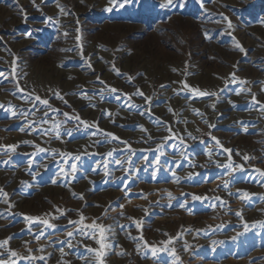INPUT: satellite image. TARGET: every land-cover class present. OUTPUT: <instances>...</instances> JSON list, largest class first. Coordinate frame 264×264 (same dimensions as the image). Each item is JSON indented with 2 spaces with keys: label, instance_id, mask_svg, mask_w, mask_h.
Masks as SVG:
<instances>
[{
  "label": "rangeland",
  "instance_id": "374dc122",
  "mask_svg": "<svg viewBox=\"0 0 264 264\" xmlns=\"http://www.w3.org/2000/svg\"><path fill=\"white\" fill-rule=\"evenodd\" d=\"M57 4L69 14H62ZM108 7L113 10L105 11ZM219 13L231 19L234 29L216 22L222 21ZM205 32L212 38L206 39ZM113 62L121 75L112 70ZM0 72L8 77H0V144L30 142L19 143L13 153L0 149V186L15 205L9 215V206L0 200V239L14 234L12 249L28 255L23 242L31 241L28 247L34 255H44L47 264H85L81 257L92 258L85 245H98L79 232L66 236L74 229L68 220L78 219L80 209L86 223L99 218L112 226L106 264H264V227L253 224L264 221V176L255 171L264 170V110L252 101L255 93L264 103V0H204L203 8L199 0H187L185 7L165 9L158 0H124L123 7L109 0H36V6L31 0H0ZM232 72L249 83L231 82ZM184 79L217 92L219 99L177 95L174 82ZM109 86L119 91L113 93ZM136 88L153 97L151 105L135 95ZM30 93L59 109L48 112L47 124L42 120L47 109L24 99ZM65 112L78 114L88 126ZM160 119L169 122L175 136ZM29 120L40 122L45 131L53 121L67 123L57 138L25 127ZM106 132L120 139L106 138ZM37 145L47 151L40 152ZM224 149L232 150L231 161ZM242 154L255 158L244 162ZM230 162L244 164L245 171L230 175L220 167ZM72 164L77 165L74 173ZM224 181H230L229 187ZM238 189L253 194L251 199H241ZM54 206L66 209L67 216L44 215ZM21 214L49 219L57 227L47 228L37 242L42 226L29 231ZM141 229L149 247L139 239ZM170 237L172 243L165 244ZM151 246L158 249L155 255ZM60 248L68 253L63 260Z\"/></svg>",
  "mask_w": 264,
  "mask_h": 264
},
{
  "label": "snow or ice",
  "instance_id": "6c2138e0",
  "mask_svg": "<svg viewBox=\"0 0 264 264\" xmlns=\"http://www.w3.org/2000/svg\"><path fill=\"white\" fill-rule=\"evenodd\" d=\"M31 2L33 3L34 6H36V0H31ZM81 2H83V0H81ZM186 2H187V0H183V2H181V0H158V6L161 9L173 8V7H185L186 6ZM109 3L111 5H114V6H116V5H118L119 7H123L124 6V0H109ZM199 3H200L201 8H203L204 0H199ZM57 8L64 15H68L69 14L68 12H66L64 10V7L62 5H60V4H57ZM112 10H113V7H108V8L105 9V11H112ZM204 11H208V9H204ZM219 15L222 17V21H216L217 23L226 22L227 29H234V25H233L231 19L227 15H225L224 13H219ZM48 19L51 20L52 18L49 17ZM78 23H79V21H77V24ZM76 31L79 33L80 29L77 28ZM25 35H26V37H30L31 33L29 32V33H26ZM65 35H67L66 32H65ZM205 38L206 39H211L212 37L208 34V32H205ZM75 39L77 41H79L81 39L80 35H77L75 37ZM236 47L242 53L246 52V50L243 48V46L241 44H239L238 42L236 44ZM18 59L19 58L16 57L13 60V62H12L13 65H15V62ZM185 63L187 64V62H185ZM89 67H91L90 63H89ZM112 70L117 75H121L122 74L120 69L115 67L114 62L112 64ZM172 71L175 72V71H177V69L173 68ZM15 73H16V68L13 67L12 70H11V75L13 77H15ZM182 74L185 77L187 75H189V73L187 72L186 69H185V71ZM229 76L231 77V82H238L241 85L249 83V81L246 78L242 79V80L240 78H238L236 76L235 72L229 73ZM0 77H3L4 79L8 78L7 76H5L4 72H0ZM69 78L71 79V77H69ZM96 79L100 80V77H97ZM128 79L131 82L134 78L129 75ZM101 83L103 84V83H106V82L105 81H101ZM174 83H176L178 85L177 88L173 89V91L177 95H180L182 92H188V93H190V96H189L190 99L203 98V97L211 98L213 96H216L217 99H219V95H218L217 92H209V91H206V90H202L199 86L190 85L187 82L186 79L181 80V81H177V82H174ZM261 84L264 85V81H261ZM16 86H17V89L19 91H21V92L24 91L23 88L19 87L18 81H17ZM160 87L161 88H165V87H167V85L161 84ZM222 90L223 89H221V91ZM109 91H111L113 93H116L119 90L114 88V87L109 86ZM247 91L249 93H251V88H248ZM261 91H264V87L261 88ZM32 95L33 94L30 93L29 96L28 97H24V99H28V102L33 107L36 106L35 102H39L40 104H42L44 106L45 109H47L46 111H42L39 108L36 109V111H42L43 123L47 124L48 123V112H57V111H59V109L54 108L52 106V104L50 103L49 99L42 98L38 94H35L34 95V99H32L31 98ZM53 95L56 96L57 99L64 100L63 95H61L59 92H55L54 91ZM125 95L128 96L129 99H131V96L128 93H125ZM135 95L143 98L145 104L151 105L153 97L150 96V95H147L142 89L136 88L135 89ZM236 95H240V92L237 91ZM85 97H86V94H85ZM252 101L255 102L256 104H259L261 109L264 110V103H261L259 100H257V97H256L255 93H252ZM65 103H67V101H65ZM230 103H232V102L230 101ZM133 106H136V105H133ZM211 107L213 109H215V103H213L211 105ZM0 108H4V105L0 104ZM8 111L11 112V115L13 117L17 116V111L15 109V106L9 105ZM149 111H150V108H149ZM168 111L173 113V115H175L174 109L169 108ZM193 111L196 112V114L203 116V113H201L199 109H193ZM34 114L35 113H33V115ZM63 115L65 117H70L72 119H75V120L81 122L86 127L88 126L87 122L86 121H82L81 117L78 114L75 115L74 117H71L70 113L65 112V113H63ZM109 115H110V113H109ZM65 123H67L66 120L65 121H61L59 123L53 121L52 126L45 131V130L42 129V126H41L40 122L35 121V120H29L28 123L25 125V127H31L33 132L41 131L43 135H47L49 132H53V133H55L57 138H60L61 125L65 124ZM159 123L165 125L166 128H167V131L169 133H171L172 136H175V132L173 131V129L170 126H168V124H169L168 121H164L163 119H160ZM184 123L187 124V121L185 120ZM95 126L97 128H99L98 124H96ZM141 127H143V126H141ZM208 127L209 128H214L215 125L208 124ZM24 130H25L24 128L20 129V131H24ZM101 131H104V130H101ZM143 131L147 132L148 130L147 129H143ZM244 131L246 132L247 129L245 128ZM68 134L70 135L71 133H68ZM209 135H211V134L209 133ZM188 136L192 137L193 139H196V137L192 136L191 132H188ZM105 137L106 138L111 137L113 139H120V137H117L114 133H111V132H106L105 133ZM169 138L170 137H164L163 139L167 140ZM180 139L183 140L182 137ZM211 139L213 141H215L217 145H220L221 147H223V145L220 144V141H219V139L217 137L212 136ZM19 143L27 144V143H30V142L29 141H22V142H19ZM19 143H17V144H8V145L0 144V149H3L6 154L7 153H13L19 147ZM124 143H125V145H127V141H124ZM37 148H38V150L40 152L47 151V149L39 147L38 145H37ZM224 151L229 153L228 160L231 161V152H232V150L231 149H224ZM108 155L111 156L112 152H109ZM209 155H211V149H209ZM237 155H241V154L237 151ZM79 158H80L79 156L74 157V159H76V160H79ZM254 158L255 157H252V156H250L248 154H242V160L244 162H248V161H250L251 159H254ZM119 162L120 161H117V163H119ZM5 163H6V161H5ZM32 163H33V161L29 160V166H31ZM71 167H72V170H73V173H74L76 168H77V165L76 164H72ZM220 167H224L226 169V171L229 172L230 175H234L237 172L245 171L244 164H235V163H232V162L227 163V164H221ZM255 171L257 173H259L261 176H264V170L255 169ZM192 175H194V174H190L189 178H191ZM56 182H57L56 180L52 181L53 184H55ZM229 184H230V181H224L223 182V186L225 188L229 187ZM218 187H219V185H218ZM237 192L238 193H242V196L240 198L244 199L245 201L250 200L251 199V195H253V194H249L246 190H241V189H238ZM73 195L75 196L76 194L73 193ZM169 195L171 196V194H169ZM192 198L194 200L205 199V197L197 196V195H193ZM79 199H83V193H81L79 195ZM217 199H220V198L217 197ZM0 200H2L3 203H5V204H7L9 206V215H11L12 213H11L10 209L12 207H14L15 205L11 202V200L9 199V194L4 190V188L2 186H0ZM181 206L183 207V205H181ZM120 207L123 208L124 206L120 205ZM76 211L78 212V219H76V220L69 219L68 220L69 224L74 225V229H73V231L67 232L66 236L67 237H73L77 232H79V234L81 236H86L89 240L94 241L95 244L98 245L97 247H92L91 245H85V248L87 249V251L90 254H92V258L91 259H88V258H85V257H81L82 259H84L85 264H106V259L105 258L108 255V250L113 247V244H112V239H113L112 226L111 225H106L103 222H98L99 218H94L91 223H86L85 221L87 220V217L84 215L83 211H81L80 209H77ZM57 212L59 213V215H56ZM21 215L25 216V220L27 222V227H28L29 231H31V229L33 227H35V226H38V225L42 226L39 234L34 237L37 242L44 235V231L47 228H56L57 227V225L54 224V223H51L49 219H41V217H39V216H31V215H27V214H21ZM44 215H50L52 217V219H59L61 217H66L67 216V210L66 209H61V208H59V206H54V211L52 213H46ZM104 215H107V213L105 212ZM237 215L242 217V213H240V212H238ZM253 224L254 225L255 224H260L262 227H264V221H254ZM121 227H123V226H121ZM140 227H141L140 223L137 222V228L140 229ZM245 227H246V230H247V225H245ZM129 235H131V234L129 233ZM13 236H14V234L10 235L8 237H5L4 239H0V264H19L20 261H27L28 264H37V262H43V264H47V260L45 259L44 255L36 256V255L33 254V250L30 247H28V245L31 243V241H24L23 242L24 246L27 249L28 255H23L18 250L12 249L11 246H10V241L13 238ZM132 239H136V237H132ZM139 239L144 242L145 247H149L148 242L144 241V237L142 235V229H141V235L139 236ZM173 239L174 238L170 237L164 243L165 244H171ZM65 243H66V246H67L68 249H72L74 247L70 240H66ZM151 247H152L153 255H155L158 249L156 247H154V246H151ZM139 248H140V245L138 244L137 245V249H139ZM159 250L160 251H165L167 249L160 248ZM40 251L43 252V248L42 247L40 248ZM59 251L61 253V258L63 260V257L67 256L68 253L65 252L64 248H60ZM172 253H173V255H175V249L174 248L172 249ZM119 254L123 255L125 253H124L123 250H121V252ZM48 255L50 256L51 254L49 253ZM175 259L177 261H179L180 257L178 255H175ZM57 264H61V261H58ZM63 264H71V261L63 260Z\"/></svg>",
  "mask_w": 264,
  "mask_h": 264
}]
</instances>
